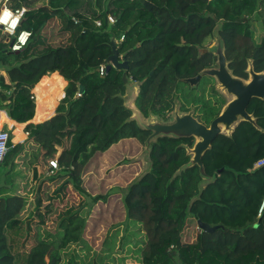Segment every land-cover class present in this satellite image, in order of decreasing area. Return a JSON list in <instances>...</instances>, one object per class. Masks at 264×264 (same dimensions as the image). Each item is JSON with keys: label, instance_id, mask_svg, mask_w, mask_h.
<instances>
[{"label": "trees", "instance_id": "obj_1", "mask_svg": "<svg viewBox=\"0 0 264 264\" xmlns=\"http://www.w3.org/2000/svg\"><path fill=\"white\" fill-rule=\"evenodd\" d=\"M9 6L27 9L22 29L32 37L21 52H12L0 34V112L27 124L30 137L24 143L11 141L0 163V264H61V251L84 239L88 224L83 211L90 215L109 198L92 196L84 188L88 156L104 154L129 139L145 145L151 135L125 107L126 71L99 73L102 65H109L113 41L128 63V78L139 84L135 106L147 120L166 121L177 105L206 124L221 114L228 101L207 85L209 77L197 89L185 83L215 65L217 57L200 54V49L219 26L232 74L248 81L250 63L256 73H264V0H10ZM49 29L56 42L48 37ZM50 76L67 82L65 97L53 96L51 103L41 104L39 87ZM32 92L42 118L36 114L34 119ZM248 112L261 131L243 122L231 137L220 135L203 158L207 175L216 179L202 190L199 167L178 174L191 161L187 150L194 148V138H159L152 144L150 171L123 192L127 223L144 224L147 234L145 247L136 249L133 258L138 263L264 264V168H254L264 158V101L254 99ZM30 145L37 153H29ZM90 146L95 149L92 156L86 155ZM55 158L60 171L53 177L65 174L59 179L66 178L90 201L60 218L59 246L52 245L46 255L36 232L43 224H31L34 214L29 220L22 217L28 199L14 183L21 161L35 166L47 159L49 168ZM189 220L221 228L200 231L195 243L185 246L174 233ZM124 227L128 231L130 225ZM99 256L104 261L95 264L113 259ZM66 264L81 263L72 257Z\"/></svg>", "mask_w": 264, "mask_h": 264}, {"label": "rangeland", "instance_id": "obj_2", "mask_svg": "<svg viewBox=\"0 0 264 264\" xmlns=\"http://www.w3.org/2000/svg\"><path fill=\"white\" fill-rule=\"evenodd\" d=\"M260 25V24H259ZM51 29V28H50ZM50 29L47 31L49 33V38H51V41H57V38H54V36L50 35ZM53 29L51 30V33H53ZM218 43L217 36L213 34L212 37L208 38L207 41L205 42L203 48L206 50H210L213 47H215ZM50 82V87L56 86L57 80L56 78L54 79L52 76L48 77ZM209 81V80H208ZM216 82V87L217 89L226 97L227 101H230L231 98H228L220 89L219 84ZM132 87H135L137 94L139 93V88L136 83L130 82L129 83ZM63 86V90H64ZM200 89L197 91L199 92ZM55 95H58V93L55 92ZM210 93H207V97H209ZM36 97V95H35ZM53 97V96H52ZM130 97V94H129ZM128 97V99H129ZM41 100V104H42ZM53 113V112H52ZM180 114V113H179ZM182 115V114H180ZM152 120H156L155 118H152ZM148 120H146L147 122ZM139 143V144H136ZM134 143V145L128 144V148L130 150H133L135 152H141V156L138 158V161L143 165V169L145 171L146 168V163L144 161L143 156L145 152V145L141 144L139 141ZM129 145L131 147H129ZM29 153L36 152L37 150L35 147L31 146L27 148ZM94 147L90 146L88 154L86 155H93L94 154ZM31 154V153H30ZM100 154H94L92 158L88 156L86 159V162H88V167L87 171L84 172V176L87 172H91L89 176V180L91 177L98 176L101 177L100 175L102 174V178L100 181L99 179L96 180V183L90 181V183L86 184V187L90 189L91 194H102V195H109L108 202L109 206L104 205L103 203H98L96 208V217H92L90 220L91 224V232L95 233L93 235V239L90 240L93 247L90 246L86 242H80V245H72L69 246L68 248L64 249L61 251V257H62V263L61 264H66L72 257L73 259L76 258V260L81 263V264H95L98 261L102 262L104 261L102 258H100L102 255L101 252H103V244L105 241H107L110 236V233L103 232L101 234L100 232L102 231H107L108 228L114 229V227H118L119 225H130V230L126 231L124 229V235L122 238H119V250H116V248H112V259L109 264H127L130 262V260H133L134 256H136V249L138 248H144L147 242V234L144 229V224H142L140 227H138L137 224L135 223H127V219L123 221V223L119 224L122 221L123 213H125V202H124V190L131 184L130 182L135 179L136 174L138 172H141L139 169H134L131 171L125 170V169H119L118 172L114 173L113 172V167L112 169L105 170L102 173L99 172L98 170L100 169V163L102 161L99 160ZM134 159L130 160L133 161ZM135 161V160H134ZM41 166V168L44 170V172L47 171L48 169V161L47 159L44 161V159L38 160V162ZM112 163V162H111ZM121 164V163H120ZM119 166V165H117ZM116 166V167H117ZM32 166H29L28 163L24 161H21L20 166H19V173L17 174V178L15 180L14 186L18 189L19 194L21 196L27 197L28 199V207L27 210L23 213V218L28 214H34L31 215L30 217L35 216V219H31V224H37L41 223L44 224V221L41 220L40 215H43V217H46L44 227H50L46 230L42 229V226H40L36 232H37V237L38 241L41 242L42 246V251L47 255L48 252L53 249L52 245L59 246L60 240L62 238V233L57 230V224L58 221L62 216H64L68 210L70 209H76V208H82L85 202L90 201L89 198L87 197H82V195L75 191L72 185H69L67 183L66 178H60L64 177L65 174H57L56 177L53 176H46L47 180L43 186V191H38V179L33 178L32 175ZM106 169V168H105ZM21 170V171H20ZM123 173H127L126 175L122 176ZM66 177V176H65ZM165 177V175H164ZM55 178V179H53ZM138 179V178H137ZM49 182V183H47ZM59 183V188L55 191V193L52 192L53 185L56 183ZM86 182V180H85ZM54 183V184H53ZM49 184V185H47ZM93 185V187H91ZM41 186V185H40ZM85 186V183H84ZM85 187V188H86ZM37 193L41 194L42 198H40V202L37 199ZM56 196V198H54ZM55 201V202H54ZM148 201V199H145V203ZM167 201V200H166ZM50 202L51 205H53V210H51L50 207ZM39 209V210H38ZM88 210L83 211V215H87V219H89L87 213ZM44 212V213H43ZM43 213V214H42ZM47 214L50 216L47 217ZM122 217H121V215ZM30 218L26 219L29 220ZM46 222H48L46 224ZM128 227V226H127ZM125 228V227H124ZM109 229V230H110ZM179 227L176 228L175 233L176 235H180L182 237V242L183 245L188 246L190 244L195 243L198 234L200 233V229L197 226V221L195 220H190L188 224L182 230L179 231ZM96 231L99 232V237H97ZM107 236V237H106ZM100 237L102 238L101 244L96 243V239L100 240ZM118 237H119V232L117 230L112 234V239L110 238V242L113 245H116L118 243ZM111 250V249H110ZM111 255V251L109 252ZM119 255V256H118ZM125 255V257H124ZM100 258L101 260H99Z\"/></svg>", "mask_w": 264, "mask_h": 264}, {"label": "water", "instance_id": "obj_3", "mask_svg": "<svg viewBox=\"0 0 264 264\" xmlns=\"http://www.w3.org/2000/svg\"><path fill=\"white\" fill-rule=\"evenodd\" d=\"M219 30L220 26L217 27L214 32L218 39L217 45L210 50L200 49V54L211 52L218 58V69L204 70L197 77L185 80V83L194 87L200 82L203 76L214 78L219 84L222 92L228 98H231L222 110L221 114L211 123L210 127H207L203 123L199 122L194 117L193 113L180 115L178 107L175 112V119L173 123L162 124L157 119L152 120V118L148 119L146 122V118H144V116L134 106L138 94L135 87H132L129 84L128 73H124L123 82L127 85V94L124 98L125 107L133 112L132 120L136 121L141 129L151 133L145 143L146 149L143 154V156L145 155L144 161L147 166L139 178L143 177L150 171L152 167V160L150 157L152 144L159 138H194L196 141L194 148L191 150L188 149V154L191 155V161L188 165L183 166L178 174L190 167H199L200 176L202 178L200 188L202 190L209 184L213 183L216 179V177H209L207 175L203 158L211 150L217 138L220 135L231 137L236 128L243 122H248L261 131L257 125L256 119L253 115L249 114L248 108L254 99L264 101V73H256L253 69L252 63H250L248 70L250 77L248 81L235 77L229 69L224 42L219 36ZM113 51V55L108 59L109 65L107 67V71L109 72L112 68L127 71L129 68L128 63L125 59L122 60L120 58L116 41H113ZM83 90V87H81L80 91L82 92ZM220 172H223V170ZM197 225L201 231L207 233H213L221 228L220 226L210 227L201 221H198Z\"/></svg>", "mask_w": 264, "mask_h": 264}, {"label": "crops", "instance_id": "obj_4", "mask_svg": "<svg viewBox=\"0 0 264 264\" xmlns=\"http://www.w3.org/2000/svg\"><path fill=\"white\" fill-rule=\"evenodd\" d=\"M53 78L55 79L56 78V80H57V83H56V86H53V87H50V84H49V82H50V80H49V78H45L44 80H46V81H44L43 83H42V85L39 87V100L41 101V100H43L42 101V104H47V103H51V101H52V96H58V95H63V98L65 97V92H64V90H65V88L67 87L66 86V84H67V82L64 80V79H62V78H59L58 76H53ZM63 81V84L61 85V83L59 82V81ZM43 81V80H42ZM61 85V86H60ZM63 86L65 87L64 88V90H63ZM55 92L56 93H58V95H55ZM35 94V93H34ZM62 98V99H63ZM62 99H60L59 100V103H58V105L60 104V101L62 100ZM36 110H37V113H35V116H34V119H35V117H36V114L38 115V118H42V116H40L39 114H38V109H37V99H36ZM55 111H56V109H55ZM53 112L54 113V116H55V114H56V112ZM53 113H51V114H53ZM50 115V114H49ZM2 116H4V119H3V124H1L0 123V126L1 125H3V126H6V124H8L9 122H13V120H11L10 118H9V116L7 115V113L6 112H4V111H1L0 112V120L2 119ZM48 116V115H47ZM43 117H45V116H43ZM33 119V120H34ZM31 121L30 123H33V124H37V123H34V121ZM17 123V122H16ZM19 124V123H18ZM40 124V123H39ZM24 125H26L27 126V124H24ZM24 139V137L23 136H19L18 137V139L16 140V142L15 143H23V140ZM138 140H135V139H129V140H124V141H121L119 144H117V145H115V146H113L108 152H106V153H104V154H101L100 156V158H99V160L100 161H102V163H100V169L98 170L99 172H103V171H105V170H109V169H112V167H113V172L114 173H116V172H118V168L119 169H125V170H128V171H131V170H134V169H139V170H141V172H138L137 174H136V177H135V179L134 180H132L130 183H133L137 178H139L140 176H141V174H143V172H144V169H143V165L138 161V158L141 156V152H136V150H135V152L133 151V150H130L129 148H128V145H127V143L128 144H131V145H134V143H136ZM136 144H139V143H136ZM129 147H131L130 145H129ZM61 149H59V153H61ZM132 159H134L133 161H130V160H132ZM112 162V163H111ZM121 163V164H120ZM117 165H119V166H117ZM117 166V167H116ZM33 168L31 169V171H32V175H33V178H36L37 177V181H38V187H40V185H44L45 186V184H43V183H45L46 181H48L47 180V177L46 176H50L49 175V168L47 169V171L46 172H44V170L41 168V166H40V164H38V165H35V166H32ZM106 168V169H105ZM88 170V169H87ZM90 174H91V172H87L86 174H85V176H83V178H84V183H85V186H84V188L86 187V184L87 183H90V181H92V182H94V183H96V180L97 179H99L100 181H102L101 180V178L103 177L102 176V174L100 175L101 177H98V176H94V177H91V179L89 180V176H90ZM127 173H123L122 174V176H124V175H126ZM85 180H86V182H85ZM47 183H49V182H47ZM56 183V182H55ZM54 184V183H53ZM47 185H49V184H47ZM59 183H56V184H54L53 185V188H52V192L53 193H55V191L57 190V188H59ZM91 187H93V185H91ZM86 190H87V192L88 193H90L91 194V191H90V189L89 188H85ZM92 195V194H91ZM96 195H102V194H93L92 196H96ZM101 203H103L104 205H106V206H109V202L107 201L106 203H104V202H101ZM96 208H98V206L96 205L94 208H93V210L89 213L90 215H89V219H87V224H88V226H87V230H86V233H85V236H84V239L82 240L83 242H86V243H88L90 246H92L93 247V245H92V243H91V241L90 240H92L93 239V235L95 234V233H92L91 232V228H90V225L89 224H91V222H90V220L92 219V217H96V212L95 211H97L96 210ZM44 213V212H43ZM42 213V214H43ZM84 214H86V213H84ZM124 215H123V217H122V215H121V217L123 218L122 219V221L119 223V224H121V223H123V221L125 220V218H126V215H125V213H123ZM44 215V214H43ZM43 215H40V218H41V220L42 221H44V224H45V221H47L46 220V217L44 216L43 217ZM30 216V214H28L25 218H28ZM190 222V220L187 222V224ZM48 222H46V224H47ZM44 224H43V226H42V229H44V230H46V229H48V228H50V227H47V228H45L44 227ZM125 225V224H124ZM124 225H119L118 227H114V229H110V228H108L107 229V231H102V232H100V231H96V234H97V237H99V232L101 233V234H103V232H106V233H110V236L108 237L109 239L107 240V241H105V243L103 244V248H102V250H103V252H101L102 253V255H105V256H113L112 255V248H116V250H119V247H120V244H119V238H122L123 237V235H124ZM198 226V225H197ZM138 227H140L139 225H138ZM110 229V230H109ZM131 228H129V230H130ZM117 230V232H119V237H118V243L116 244V245H113V244H111V243H109L110 242V238L112 239V234H114V232ZM107 237V236H106ZM102 238L100 237V240H98V239H96V243H97V245L98 244H101V240ZM74 246L75 245H80V243L79 244H73ZM72 246V245H71ZM99 246V245H98ZM111 249V250H110ZM111 251V255H108V253ZM119 256V255H118ZM124 257H125V255H124ZM137 256H134V258H136ZM114 259V258H113ZM131 262H136L137 264H141V263H138L135 259H133V260H130ZM105 263H107V264H109L110 263V261H105L103 264H105Z\"/></svg>", "mask_w": 264, "mask_h": 264}, {"label": "built area", "instance_id": "obj_5", "mask_svg": "<svg viewBox=\"0 0 264 264\" xmlns=\"http://www.w3.org/2000/svg\"><path fill=\"white\" fill-rule=\"evenodd\" d=\"M10 0H0V34L7 37V43L10 44L12 52H21L27 47L31 37L32 32L29 30L22 29V23L25 19L27 9L18 8L13 10L9 6ZM8 12L9 15L5 16L4 13ZM111 24H114L112 17H108ZM75 24H79L78 19H74ZM96 26L101 27L102 23L96 21ZM124 38L121 39L123 41ZM107 66L102 65L99 69L101 76H105ZM1 77V76H0ZM33 93V92H32ZM34 94V93H33ZM35 96V94H34ZM77 97H81V93L77 94ZM36 99V97H35ZM26 125L18 124L16 121L9 122L6 126H0V163L4 161L8 151L9 144L12 141L16 142L19 136H23V143L27 141L30 137V133L26 130ZM255 169L264 168V158L260 159L254 165ZM60 171V165L58 159H53L49 161V175L53 176L55 173ZM264 210V201L260 209V214ZM67 263V262H66ZM127 264H137L136 262H128Z\"/></svg>", "mask_w": 264, "mask_h": 264}, {"label": "flooded vegetation", "instance_id": "obj_6", "mask_svg": "<svg viewBox=\"0 0 264 264\" xmlns=\"http://www.w3.org/2000/svg\"><path fill=\"white\" fill-rule=\"evenodd\" d=\"M122 60H124V58H122ZM210 69H218V58H217V60H216V63H215V65L214 66H212L211 68H208V69H206V70H210ZM125 71V70H124ZM127 73H128V70L126 71ZM205 77H207V76H203L202 78H201V80H200V82L197 84V85H195L194 86V88H198L200 85H201V83H203V80H204V78ZM210 79H211V83H209V84H207L209 87H212V89L214 90H216V91H218L220 94H222L218 89H217V87H216V80L214 79V78H211V77H209ZM129 79V78H128ZM131 81H130V79H129V83H130ZM133 83H135V82H133ZM137 84V86H138V88H139V84L138 83H136ZM189 85V87L191 86L190 84H188ZM139 94V93H138ZM223 95V94H222ZM224 96V95H223ZM225 97V96H224ZM226 98V97H225ZM134 106H135V104H134ZM136 107V106H135ZM177 107H178V110H179V113L180 114H189V113H183V112H181L180 111V105H177L176 107H175V109L172 111V113H170L169 114V116H168V119L166 120V121H163V120H159L158 118H155V117H152V118H155V119H157L158 121H160L162 124H170V123H173L174 122V119H175V112L177 111ZM194 117H195V115H194ZM196 118V117H195ZM197 119V118H196ZM147 120V119H146ZM198 120V119H197ZM199 121V120H198ZM200 122V121H199ZM202 123V122H201ZM204 125H206L207 127H210V125L211 124H206V123H203ZM187 153H188V150H187Z\"/></svg>", "mask_w": 264, "mask_h": 264}, {"label": "clouds", "instance_id": "obj_7", "mask_svg": "<svg viewBox=\"0 0 264 264\" xmlns=\"http://www.w3.org/2000/svg\"><path fill=\"white\" fill-rule=\"evenodd\" d=\"M4 15H5V16H8V15H9V13H8V12H5V13H4Z\"/></svg>", "mask_w": 264, "mask_h": 264}]
</instances>
